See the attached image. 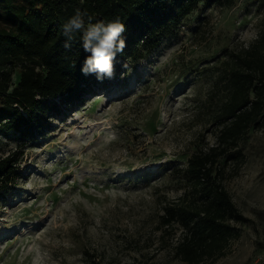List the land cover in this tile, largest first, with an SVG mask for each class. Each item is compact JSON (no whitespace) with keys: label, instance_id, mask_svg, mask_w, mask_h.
<instances>
[{"label":"rangeland","instance_id":"rangeland-1","mask_svg":"<svg viewBox=\"0 0 264 264\" xmlns=\"http://www.w3.org/2000/svg\"><path fill=\"white\" fill-rule=\"evenodd\" d=\"M262 15L258 0L200 5L149 57L54 116L22 147V174L0 200V264H185L171 250L178 230L158 227L182 192L169 171L213 141L192 102L208 88L204 66L254 38ZM241 144L245 161L223 182L249 220L201 264H264V128ZM16 146L0 135L1 153Z\"/></svg>","mask_w":264,"mask_h":264},{"label":"trees","instance_id":"trees-1","mask_svg":"<svg viewBox=\"0 0 264 264\" xmlns=\"http://www.w3.org/2000/svg\"><path fill=\"white\" fill-rule=\"evenodd\" d=\"M235 1L0 0V135L11 133L17 139L14 149L0 152V200L22 174V147L46 131L54 116L110 81L81 72L88 55L81 46L82 32L73 35L70 49L64 48L62 26L77 9L93 23L118 19L125 25L126 48L117 55L115 79L178 34L200 5L231 6ZM258 4L264 6V0ZM203 71L208 88L192 102L195 115L204 114L213 127V141L196 142L185 163L171 167L170 179L182 192L163 204L158 226L161 235L167 227L178 230L171 250L185 264L224 255L240 234L237 223L249 220L223 179L229 164L245 161L241 143L249 131L264 128V15L254 38L226 46Z\"/></svg>","mask_w":264,"mask_h":264},{"label":"clouds","instance_id":"clouds-1","mask_svg":"<svg viewBox=\"0 0 264 264\" xmlns=\"http://www.w3.org/2000/svg\"><path fill=\"white\" fill-rule=\"evenodd\" d=\"M62 28L66 37L65 49L71 48L73 35L82 32L81 46L88 54L81 68L85 76L94 75L99 82L115 77L117 55L122 54L126 48V41L122 38L125 25L122 22L117 19L107 24L103 21L93 23L91 16L77 9Z\"/></svg>","mask_w":264,"mask_h":264}]
</instances>
